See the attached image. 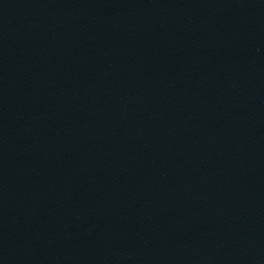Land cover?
<instances>
[{
  "label": "water",
  "instance_id": "1",
  "mask_svg": "<svg viewBox=\"0 0 264 264\" xmlns=\"http://www.w3.org/2000/svg\"><path fill=\"white\" fill-rule=\"evenodd\" d=\"M0 264H264V0H0Z\"/></svg>",
  "mask_w": 264,
  "mask_h": 264
}]
</instances>
